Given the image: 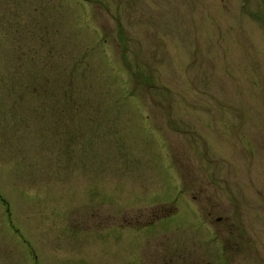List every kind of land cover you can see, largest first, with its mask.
Masks as SVG:
<instances>
[{"label": "rangeland", "instance_id": "374dc122", "mask_svg": "<svg viewBox=\"0 0 264 264\" xmlns=\"http://www.w3.org/2000/svg\"><path fill=\"white\" fill-rule=\"evenodd\" d=\"M56 20L90 124L13 85ZM34 260L264 264V0H0V264Z\"/></svg>", "mask_w": 264, "mask_h": 264}, {"label": "trees", "instance_id": "16d2710c", "mask_svg": "<svg viewBox=\"0 0 264 264\" xmlns=\"http://www.w3.org/2000/svg\"><path fill=\"white\" fill-rule=\"evenodd\" d=\"M58 24L59 22L56 20L50 29L44 24L42 27L44 30L41 39L45 41L43 44L47 46V55L49 54L50 56L53 50L55 53L56 48H58L60 52L63 50L62 59H57V57H55L47 62L48 67H44L46 74L43 78H38V74L35 70L37 58L32 57L33 59L31 62L33 63V71L29 70L27 73L23 74L21 72V65L25 64V66H29L28 61L30 60L21 61L23 55H20V59L17 61L18 64L16 66L17 73L14 75L17 76L16 82L13 85H15L16 88L18 86L25 88V91H29L34 96L42 95L48 99L49 104L52 106L51 110L53 111L52 116L54 119L58 121H61V119L64 121L69 119L72 120L73 123H79V121L85 123V121H87L88 124H90L91 122L97 121L99 118H103V113L106 112L104 108L105 92L103 90H100V92L94 91L89 88V85L87 87L83 86L87 78L85 73L80 69V63L76 58L74 45L68 37L63 36V32ZM26 32L30 33V28H28ZM31 32L34 33L33 31ZM61 44L63 45L59 48ZM26 48L27 50L34 51V47L31 43L26 44ZM76 78H78V80H76ZM77 81H83V83L80 84ZM37 85L40 86L41 91L37 90ZM51 123L53 122L51 121ZM54 123H58L55 133L68 137L72 142L74 137L69 127L65 128L56 121H54ZM86 128L87 127H85V130ZM64 144L67 146L69 143L65 141ZM67 147L69 148V146Z\"/></svg>", "mask_w": 264, "mask_h": 264}, {"label": "flooded vegetation", "instance_id": "af4514ba", "mask_svg": "<svg viewBox=\"0 0 264 264\" xmlns=\"http://www.w3.org/2000/svg\"><path fill=\"white\" fill-rule=\"evenodd\" d=\"M34 264H36V263H35V260H34Z\"/></svg>", "mask_w": 264, "mask_h": 264}]
</instances>
